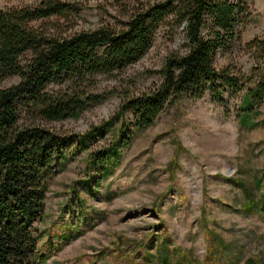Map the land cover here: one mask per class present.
Wrapping results in <instances>:
<instances>
[{
  "label": "rangeland",
  "instance_id": "rangeland-1",
  "mask_svg": "<svg viewBox=\"0 0 264 264\" xmlns=\"http://www.w3.org/2000/svg\"><path fill=\"white\" fill-rule=\"evenodd\" d=\"M36 1L0 0V8L33 6ZM62 1L81 6L67 34L104 24L121 26L127 21L125 10L136 3ZM248 7L238 40L218 53L215 67L251 78L264 69V58L249 45L256 40L264 43V0H250ZM170 23L171 19L159 26L138 61L122 71L90 78L88 92L107 96L105 102L77 120L38 124L80 135L105 126L91 152L109 147L117 127L115 114L125 97L158 84L165 59L184 51V25ZM18 82L13 75L1 87ZM243 96L224 98L222 104L214 103L209 94L198 101L184 97L151 128L138 131L130 126V145L120 150L118 166L107 169L104 178L100 169L87 172L85 154L78 156L53 179L47 195L48 234L41 244L47 264H158L155 253L162 242L169 247L173 264H264V209L251 211L247 200L254 198L258 205L264 196V102L255 120L260 125L242 129L237 114ZM228 181L240 183L247 193ZM77 199L83 203L82 211ZM64 237L71 238L63 241ZM215 238L227 248L225 262L212 243Z\"/></svg>",
  "mask_w": 264,
  "mask_h": 264
},
{
  "label": "trees",
  "instance_id": "trees-1",
  "mask_svg": "<svg viewBox=\"0 0 264 264\" xmlns=\"http://www.w3.org/2000/svg\"><path fill=\"white\" fill-rule=\"evenodd\" d=\"M249 1L136 0L125 10L127 21L121 26L104 24L72 34L67 33L81 11L75 2L37 0L33 6L0 8V264H47L41 244L48 234L46 199L53 179L82 154L87 172L100 169L106 177L107 169L118 166L120 150L130 145V126L138 131L151 128L184 97L198 101L209 94L222 104L224 98L244 94L237 114L240 127L253 130L260 125L255 120L264 102V69L248 78L215 67L218 53L238 40V30L249 17ZM169 19L171 27L184 25V51L165 59L158 84L125 97L115 114L117 127L109 147L91 152L105 126L80 135L38 124L77 120L105 102L107 96L88 92L90 78L138 61ZM249 45L264 58V43ZM13 75L19 82L2 89L1 83ZM228 182L247 193L240 183ZM254 188L260 190L258 182ZM253 199H247L251 211H262L264 196L258 205ZM76 206L83 210L80 199ZM212 243L225 262L227 248L218 238ZM170 252L162 242L155 253L157 263L173 264Z\"/></svg>",
  "mask_w": 264,
  "mask_h": 264
}]
</instances>
